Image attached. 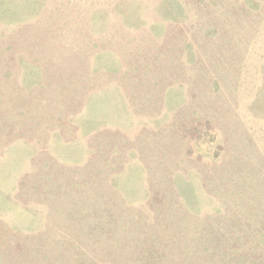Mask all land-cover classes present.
Wrapping results in <instances>:
<instances>
[{
    "label": "rangeland",
    "instance_id": "rangeland-1",
    "mask_svg": "<svg viewBox=\"0 0 264 264\" xmlns=\"http://www.w3.org/2000/svg\"><path fill=\"white\" fill-rule=\"evenodd\" d=\"M0 264H264V0H0Z\"/></svg>",
    "mask_w": 264,
    "mask_h": 264
}]
</instances>
